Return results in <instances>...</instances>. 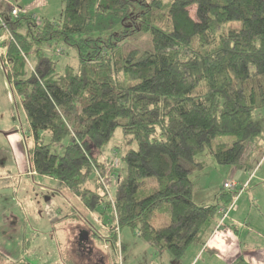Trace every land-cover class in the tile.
Here are the masks:
<instances>
[{
	"label": "trees",
	"instance_id": "16d2710c",
	"mask_svg": "<svg viewBox=\"0 0 264 264\" xmlns=\"http://www.w3.org/2000/svg\"><path fill=\"white\" fill-rule=\"evenodd\" d=\"M61 1L60 18L15 17L11 9L0 17V57L32 135V168L90 210L113 208L106 233L114 251V227H128L157 253L179 258L205 242L220 216L218 203L193 200L195 155L207 147L217 163L249 169L261 147L264 0ZM59 43L75 49L76 68L59 72L45 55L44 45ZM117 127L128 146L120 167L116 149L102 153ZM101 176L113 179L110 200ZM242 186L220 196L229 202ZM86 231V241L97 238ZM92 244L95 259L58 242L59 258L49 264H109L111 255ZM0 264L40 263L0 252ZM229 264L248 263L238 255Z\"/></svg>",
	"mask_w": 264,
	"mask_h": 264
},
{
	"label": "rangeland",
	"instance_id": "374dc122",
	"mask_svg": "<svg viewBox=\"0 0 264 264\" xmlns=\"http://www.w3.org/2000/svg\"><path fill=\"white\" fill-rule=\"evenodd\" d=\"M190 13L191 15L194 14L193 8H190ZM35 16L34 18L37 17L38 19H41L38 16ZM57 18H60V16H57ZM25 29V25L20 28L21 32H24ZM135 37L137 38V35H135ZM134 39L135 38L133 37H128L126 41L132 42ZM43 51L45 55H48L50 58L55 60V67L59 72H61L67 64H70L75 68L77 67L78 58L76 51L72 46L59 43L56 45V49L54 50L53 47L44 45ZM34 61L35 57L28 55L27 62L30 66ZM4 65L6 67L9 65V63L4 62L3 64L0 57V128L8 129L9 131H19L21 133V139L27 142L28 146H30L32 144V135L28 129L26 116L19 97L15 93L13 85L6 79L4 74ZM256 112L257 113L255 114V117L259 120L262 127V132L260 135L261 147L252 155L250 159L251 167L249 171L247 170L246 172L243 170L248 180H246V185L242 186V188L238 190L236 195L231 199L233 205L231 208H229V210H232V212H234L235 216L238 217L240 221L247 223L249 226L259 228V226H264V155H262V153H264V110L258 109ZM45 139L46 141L49 140L48 133L45 134ZM31 147L32 146H30V148ZM132 147H134V145ZM51 148L58 149L56 146ZM127 148L128 146L124 143L121 129L117 127L108 144L103 148L102 153L104 156H110L111 154H114L113 149H116L117 154L115 159L118 167H120L119 157ZM29 149H27L28 160ZM261 155L262 159L255 167V172L257 169L258 172L255 173L253 172V169L257 163L256 160L260 159L259 157H261ZM195 160L199 162V167L192 168L189 173L191 179L193 180V200L197 204H209L214 201L215 203H218V206L221 208L228 206L230 201L225 202L224 198L219 196L218 193H215L214 189L216 188L218 182L221 181L223 175H228V169L231 165L217 163L207 147L195 155ZM121 165L123 166V163ZM96 176L98 177V175ZM106 176H101L100 180L103 181L101 184L104 183V188H106L108 192L107 198L110 200L109 196L113 191V183L111 180L113 179H108ZM234 177L235 179H225L236 180V176ZM39 179H41L43 185L50 187L52 190L41 187L39 184ZM244 179H240L241 181L238 180L239 183H244ZM249 181L250 184L247 186ZM91 183L92 182L89 181V184ZM0 190L1 220H3L4 217L7 219V221H5L7 222L6 226H11L24 220L25 239L29 240L31 237H34L29 241L32 243H28L30 246L28 245V248L22 253V256L28 260H30L29 258H32L35 259L36 262L45 261L47 262L45 264L54 262V259L56 258V252L54 251L56 248V241L54 236L56 237L63 234L66 235L67 233L61 229V226H92L94 231L98 234L97 238H94L91 241L96 245V247L102 248L106 253L111 255V257H109V264H220L218 259L208 252H205L204 257L198 262H196V260L189 262L190 258L186 254L187 249L179 258L173 257V255L166 250H162L161 252L157 253L155 248L147 245L142 238L135 235L128 227H122L120 229L118 226L114 227L116 231V237L118 236L117 247L114 251L110 244H108L106 233L112 223L110 212L113 210V208H103L99 206L98 209L90 210L82 204L76 195H74L66 187L60 186L56 179L50 178L49 176H40V174L37 173L33 174V176L26 174L20 175L16 177L15 186L13 188L0 187ZM46 201L49 203H46ZM53 201H57L62 210L65 213L71 215V217L62 219L63 215H60L61 219L55 218L50 220L49 225H47L48 223H45L46 218H44L42 214L45 211L44 208L46 207V204H48L47 209L52 207L54 210L57 209L54 207L55 204L53 205ZM66 205L71 206L73 211L69 212V209L64 207ZM70 213L75 214V216H72ZM48 214L50 217L52 216L51 211H48ZM48 214L47 212H44V215L48 216ZM217 215L218 213L215 215V217ZM156 216L152 219V222L154 225H160V219ZM160 218L162 219L163 217L160 216ZM231 225H236V223H231ZM37 226H51V230L49 232H42L39 230V228H37ZM220 226L224 227L225 223ZM240 226V230H245L243 223ZM223 227L220 229H223ZM2 229L3 227H0V232ZM213 232L214 230L211 231V233ZM100 233L102 235H100ZM68 234L71 236L69 237L68 235V243H72L76 247V240H78L76 230L73 229V232L69 231ZM121 243L125 244L122 252ZM85 244L86 243L82 242L79 247H77V253L79 256L85 255V249L87 248V244ZM192 246L193 244H191L190 248H192ZM29 247L34 251V253L38 252L39 261L36 260L34 256L32 257ZM39 247L40 249L37 250ZM96 249L97 248L93 247L94 251ZM4 255L6 254L4 253ZM90 257L92 258V256ZM93 259H95V257ZM30 261L33 262L34 260Z\"/></svg>",
	"mask_w": 264,
	"mask_h": 264
},
{
	"label": "crops",
	"instance_id": "0c3cea01",
	"mask_svg": "<svg viewBox=\"0 0 264 264\" xmlns=\"http://www.w3.org/2000/svg\"><path fill=\"white\" fill-rule=\"evenodd\" d=\"M12 7L19 8L21 14L30 13L38 16L39 18L47 19H54L57 18V16L61 17L63 12V3L61 0H0V17L3 15H8V11ZM30 146H32V144ZM30 146H28L27 142L21 139V133L19 131H9L8 129L0 128V187L13 188L15 186V180L17 176L24 174L33 176V174H36V172L32 168L31 162L27 159V149H29ZM262 155H264V153H262ZM262 155L261 157L258 156L260 159L256 160L257 163L254 166L253 172H255V167L262 159ZM250 167L251 160L249 162V169ZM249 169H245V165L241 164L231 165L228 169V175H223L221 181L218 182L216 188L214 189L215 193H218V195L220 196V192L222 191L225 193L233 191L222 189L221 182L226 180L225 178L235 179L234 176H236V180L232 179V181H234L237 184V188H239L242 183H239L238 180H242L244 179V177L245 179L243 181L248 180L243 170L247 172V170L249 171ZM257 172L258 169L255 173ZM39 184L43 188L52 190L50 187L43 185L41 179H39ZM249 184L250 181L247 186H249ZM46 203L49 202L46 201ZM212 203L215 202L212 201ZM53 205L55 208H57L56 210H54L53 207L47 209L48 204H46V207L44 208L45 213L47 212L48 214V211L52 212L51 217L49 216V214L48 216L44 215V212L42 214L43 217L46 218L45 223H48L47 225H49L50 220H53L55 218L60 219V215H63L62 219H67V217H65L66 213L62 210L57 201H53ZM64 207L66 209H69V212L73 211V208L69 205H66ZM3 220H1L0 218V227H3L0 232V252H2L3 254L5 253V256L9 260L17 261L23 255L21 249L23 239L25 238V221L23 220L17 222V224L15 223L11 226H6L7 222L5 221H7V219H5L4 217ZM234 222L236 223V225H231V223ZM224 223L225 226L223 227V229H218L213 233H210L203 244L195 243L193 244L192 248H190L191 245L187 248L186 254L190 258L189 262H193L195 260L196 262H198L201 258L204 257V253L208 252L209 254L214 255V257L218 259L220 264H229L238 255H242L248 264H264V226H259V228L249 226L247 223L240 221L238 217L235 216L234 212H232V210L228 211ZM242 223L244 224L245 229L243 231L240 230V225ZM88 227L90 230L94 231L92 226ZM37 228H39V230H41L42 232H49L51 230V226H37ZM73 228L76 230V233L79 236L81 232L86 233V230H89L84 226H82V228L81 226H61V229L67 233L66 235L63 234L56 237L53 235L56 241V248L54 249V251L56 252V258L54 259V262L59 258L57 243H63L64 241L68 242V232H72ZM69 237L71 236L69 235ZM33 238L34 237H31L29 241ZM86 244L91 248L94 246L92 242L88 240ZM39 249L40 247L37 250ZM29 251H31L32 257L34 256L36 260L39 259L38 252L34 253V251L30 249V247ZM29 259L34 260L33 262H36L35 259ZM38 263L45 264L47 262L39 261Z\"/></svg>",
	"mask_w": 264,
	"mask_h": 264
},
{
	"label": "built area",
	"instance_id": "2783aa9c",
	"mask_svg": "<svg viewBox=\"0 0 264 264\" xmlns=\"http://www.w3.org/2000/svg\"><path fill=\"white\" fill-rule=\"evenodd\" d=\"M16 11H20V9L19 8H17V7H12L11 8V14L13 15V16H15V17H17L19 14H17L16 13ZM35 16V15H34ZM36 17V16H35ZM37 21L39 20L37 17L35 18ZM236 183L234 182V181H232V180H225V181H223L222 182V187L224 188V189H228V190H231V189H234L235 187H236ZM244 185H246V181L243 183V186ZM232 202L230 201V204L228 205V206H225V207H223V208H220L219 209V214H220V216H219V219L217 220V222H216V226L214 227V231H216V230H218V229H220L221 227H223V226H220V225H222L223 223H224V219H225V217H226V215H227V211L229 210V208H231L232 207Z\"/></svg>",
	"mask_w": 264,
	"mask_h": 264
},
{
	"label": "flooded vegetation",
	"instance_id": "af4514ba",
	"mask_svg": "<svg viewBox=\"0 0 264 264\" xmlns=\"http://www.w3.org/2000/svg\"><path fill=\"white\" fill-rule=\"evenodd\" d=\"M82 242L87 243V241H86V239L84 238V236H81V237L79 238V240L77 241V245L79 246ZM85 245H86V244H85ZM85 250H86V253L89 254L90 256L96 257L97 254H96V253L92 250V248L89 247L88 245H87V248H86ZM98 260H100V259H98Z\"/></svg>",
	"mask_w": 264,
	"mask_h": 264
},
{
	"label": "water",
	"instance_id": "95a60500",
	"mask_svg": "<svg viewBox=\"0 0 264 264\" xmlns=\"http://www.w3.org/2000/svg\"><path fill=\"white\" fill-rule=\"evenodd\" d=\"M81 236H84L85 239L87 238V234L85 232H81L80 237Z\"/></svg>",
	"mask_w": 264,
	"mask_h": 264
},
{
	"label": "bare ground",
	"instance_id": "6f19581e",
	"mask_svg": "<svg viewBox=\"0 0 264 264\" xmlns=\"http://www.w3.org/2000/svg\"><path fill=\"white\" fill-rule=\"evenodd\" d=\"M10 12H11V10H10ZM16 13L18 14L19 13V11H16ZM12 15V14H11Z\"/></svg>",
	"mask_w": 264,
	"mask_h": 264
}]
</instances>
